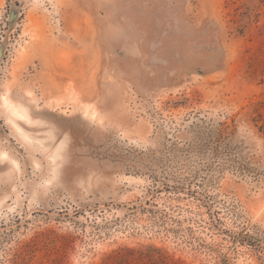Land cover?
<instances>
[{
  "label": "rangeland",
  "instance_id": "1",
  "mask_svg": "<svg viewBox=\"0 0 264 264\" xmlns=\"http://www.w3.org/2000/svg\"><path fill=\"white\" fill-rule=\"evenodd\" d=\"M0 264H264V0H0Z\"/></svg>",
  "mask_w": 264,
  "mask_h": 264
},
{
  "label": "bare ground",
  "instance_id": "2",
  "mask_svg": "<svg viewBox=\"0 0 264 264\" xmlns=\"http://www.w3.org/2000/svg\"><path fill=\"white\" fill-rule=\"evenodd\" d=\"M4 100H5V99H4ZM5 101L7 102V100H5ZM9 103H10V102H9ZM9 103H8V104H9ZM6 104H7V103H6ZM10 105H11V104H10ZM10 105H9V106H10ZM13 106H14V105H13ZM10 107H11V106H10ZM12 108H13V113L16 114V116H19V117H22V118L24 117V114H23V112L21 111V109H19L18 107H15V106L12 107Z\"/></svg>",
  "mask_w": 264,
  "mask_h": 264
},
{
  "label": "water",
  "instance_id": "3",
  "mask_svg": "<svg viewBox=\"0 0 264 264\" xmlns=\"http://www.w3.org/2000/svg\"><path fill=\"white\" fill-rule=\"evenodd\" d=\"M15 15H16V11L14 9H12L10 11V14H9V20L12 21L13 18L15 17Z\"/></svg>",
  "mask_w": 264,
  "mask_h": 264
}]
</instances>
